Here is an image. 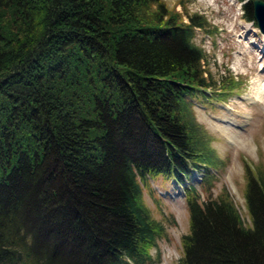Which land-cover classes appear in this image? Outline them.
<instances>
[{
    "label": "trees",
    "instance_id": "1",
    "mask_svg": "<svg viewBox=\"0 0 264 264\" xmlns=\"http://www.w3.org/2000/svg\"><path fill=\"white\" fill-rule=\"evenodd\" d=\"M184 13L164 0H0V264H151L164 227L144 184L196 170L207 190L218 159L192 98L237 83L207 72L193 39L208 22ZM247 171L249 226L227 192L184 188L178 264H264V171Z\"/></svg>",
    "mask_w": 264,
    "mask_h": 264
},
{
    "label": "rangeland",
    "instance_id": "2",
    "mask_svg": "<svg viewBox=\"0 0 264 264\" xmlns=\"http://www.w3.org/2000/svg\"><path fill=\"white\" fill-rule=\"evenodd\" d=\"M164 1L183 15L188 11L205 17L208 23L195 29L193 41L205 54L207 72L219 82L233 79L237 83L227 98L212 89L192 98V112L218 159V165L210 168L207 190L200 185L201 172L182 183L153 175L143 186V202L150 216L164 227V235L150 248L151 264H178L182 237L189 231L184 197L189 183L204 199L227 192L244 225L251 224L245 199L247 166L264 171V33L244 16L238 0Z\"/></svg>",
    "mask_w": 264,
    "mask_h": 264
},
{
    "label": "water",
    "instance_id": "3",
    "mask_svg": "<svg viewBox=\"0 0 264 264\" xmlns=\"http://www.w3.org/2000/svg\"><path fill=\"white\" fill-rule=\"evenodd\" d=\"M253 18L259 30L264 33V0H251Z\"/></svg>",
    "mask_w": 264,
    "mask_h": 264
},
{
    "label": "bare ground",
    "instance_id": "4",
    "mask_svg": "<svg viewBox=\"0 0 264 264\" xmlns=\"http://www.w3.org/2000/svg\"><path fill=\"white\" fill-rule=\"evenodd\" d=\"M258 46V45H256ZM261 52H262V57L261 58H264V49H261Z\"/></svg>",
    "mask_w": 264,
    "mask_h": 264
}]
</instances>
